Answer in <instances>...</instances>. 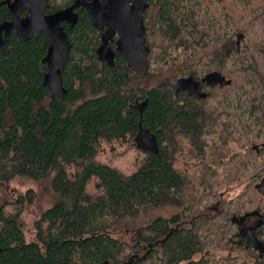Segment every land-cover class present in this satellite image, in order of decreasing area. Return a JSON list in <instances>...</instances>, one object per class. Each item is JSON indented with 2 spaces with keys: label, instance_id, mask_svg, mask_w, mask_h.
Listing matches in <instances>:
<instances>
[{
  "label": "trees",
  "instance_id": "16d2710c",
  "mask_svg": "<svg viewBox=\"0 0 264 264\" xmlns=\"http://www.w3.org/2000/svg\"><path fill=\"white\" fill-rule=\"evenodd\" d=\"M75 1L48 0L45 13ZM237 1H149L156 10L144 17L149 65L164 62L167 71L178 70L190 83L186 88L171 77L134 87L137 73L144 80L154 74L134 71L119 53L113 67L99 62L103 31L79 9L73 29L62 24L71 43L63 71L67 94L53 99L44 86L49 38L41 33L22 42L15 32L11 35L0 51V185L17 178L51 179L58 198L35 218L32 239L22 217L35 204V191L0 204V264H213L210 251L233 248L230 234L243 216L258 215V234L264 235V206L259 204L264 192L257 188L264 177L248 188L250 207L232 206L219 193L216 170L201 160L207 137L220 131L227 143L234 131L232 121H222L226 111L211 103L228 89L212 86L211 78H233V61L238 73H246L264 44L234 57V34L226 31L223 18L233 32L243 33L239 37L256 23L264 25V0H246L253 3L246 5L252 20L245 25ZM12 17L8 6H0V24ZM173 49L189 52L187 62L171 60ZM254 92L248 95L252 112L264 111V94ZM263 152L257 149L256 157ZM164 198L185 207L135 230L130 242L117 236L122 221L140 216L144 205L159 206ZM240 231L239 226L234 237L241 238ZM238 246L252 251L245 240ZM252 252L255 264H264V252Z\"/></svg>",
  "mask_w": 264,
  "mask_h": 264
},
{
  "label": "rangeland",
  "instance_id": "374dc122",
  "mask_svg": "<svg viewBox=\"0 0 264 264\" xmlns=\"http://www.w3.org/2000/svg\"><path fill=\"white\" fill-rule=\"evenodd\" d=\"M252 3L253 1L249 2V4L246 0L237 1V11L239 12L241 23L244 25L252 20V16L246 7V5L251 7ZM148 11L150 15L156 12L151 6ZM223 22L225 23L226 31L231 32V35L234 34V45L230 46V50L235 52V58L240 55L245 56L246 52H251L255 49V43L264 41V25L262 24L256 23L251 26L248 32L244 33L245 37L241 38L239 35L243 33L233 32L231 23H227L224 18ZM260 48L261 52L256 53L255 60L250 61L251 67L246 73H238V67L233 61L229 65V69L234 71L232 73L233 78L216 81L220 86H226L228 91L220 92L221 94L214 98L211 103L217 106L220 111H226L223 114L222 121H232L234 127L233 137L227 143L219 138L220 131L207 137L209 145L205 156L201 159L216 170L218 180L220 181L219 193L222 199L232 204V206L244 204L247 208L252 204V198L247 196L249 186L251 184L255 185L259 178L264 177V152L260 153L259 157H256L255 153L257 149L263 150L264 148V111L252 112V103L248 99V95L253 93L254 90L259 89L258 93L260 95L263 93L261 88L264 86V61H262L264 57V44ZM189 55V52L182 49H173L170 52L169 58L183 64L187 62ZM165 66L164 62L153 61L150 63V71L154 76L144 80L137 73L133 84L134 87L152 86L164 82L170 77L175 78V81L182 78L178 76V70L173 71L168 69L167 71V67L164 68ZM162 70L165 73L163 77L159 75ZM254 94L256 93L254 92ZM241 160H245L244 164L240 163ZM240 164L241 166L239 167ZM261 182L258 181L259 184ZM29 189L35 191L36 201L32 207L27 208L22 221L27 238L32 239L35 218L46 209L52 207L58 198L52 188L51 179L34 181L29 178H17L9 186L0 185V204L5 200L14 201L21 198ZM260 201L261 203L259 202V204L264 206V199ZM184 207V203L168 198H164L162 203L157 207L144 205L140 216L127 218L118 225L117 236L122 240L130 242L132 233L135 230L151 224L156 218H170L174 214L181 212ZM241 214L243 215L244 211ZM248 218L250 217L248 216L245 222L248 221ZM240 221L239 225H242ZM256 222V220L250 219L245 226L241 227L240 232H247L249 228H254ZM239 225L233 226L232 233L230 234L233 240V248L224 249L223 247H217L210 251V258L214 261L213 264H255L256 259L254 256L256 254L252 252L253 248L250 247L252 250L250 252L238 246V244L246 239V235H243L242 238H239V236L234 237ZM229 228L230 225H227L226 229Z\"/></svg>",
  "mask_w": 264,
  "mask_h": 264
},
{
  "label": "water",
  "instance_id": "95a60500",
  "mask_svg": "<svg viewBox=\"0 0 264 264\" xmlns=\"http://www.w3.org/2000/svg\"><path fill=\"white\" fill-rule=\"evenodd\" d=\"M149 1L76 0L71 7L47 15L45 10L48 9V0H6L0 6H8L13 19L0 24V51H5L14 32L22 42L45 33L50 40V47L43 60L48 68L44 77V86L49 89L53 99L58 96L63 97L67 94L63 84V71L70 55L71 43L62 24L67 23L69 29H73L79 21L77 10L83 9L91 17L94 28L104 32L101 38L102 44L97 51L99 62L113 67L116 54L119 53L128 60L129 68L147 74L150 70L151 49L146 43L144 16L150 7ZM24 9L28 10L26 17L20 15ZM116 38L114 49L111 44ZM221 80L225 78H221L220 75L211 78L212 86L218 84L216 81ZM189 84V81L180 79L177 85L186 88ZM257 188L264 192V179ZM247 217L241 218L240 222L244 223ZM253 242L252 236L248 249L250 247L257 249Z\"/></svg>",
  "mask_w": 264,
  "mask_h": 264
},
{
  "label": "flooded vegetation",
  "instance_id": "af4514ba",
  "mask_svg": "<svg viewBox=\"0 0 264 264\" xmlns=\"http://www.w3.org/2000/svg\"><path fill=\"white\" fill-rule=\"evenodd\" d=\"M27 11V14L25 15V16H22V12L23 11ZM147 12H149V11H147ZM147 14V13H146ZM145 14V15H146ZM20 15L22 16V17H26L27 15H28V10L27 9H24V10H22L21 12H20ZM145 17V16H144ZM12 19H13V17H12ZM12 21V20H11ZM63 27V26H62ZM64 28V27H63ZM65 29V28H64ZM103 34H104V32H103ZM242 37H245V36H242ZM241 37V38H242ZM116 41H117V38L115 39ZM116 41L114 42L115 43V45H116ZM116 47V46H115ZM256 220L257 222H256V225H254V228H249L248 230H247V232H243V233H241V238H242V236L243 235H246V239H244L245 241H247V246H249V240H250V238L253 236L254 237V242H253V244H254V246H256V250H257V252H263V248H264V235H259L258 234V231L261 229V226H262V222L260 221V217L258 216V215H253V216H251L250 218H248L247 220L249 221V220ZM241 220V219H240ZM247 221V222H248ZM247 222H244V223H242V225L240 224L239 226H240V228L241 227H243V226H245L246 224H247ZM242 230H244L243 228H242ZM251 230H253L254 232H252ZM260 232V231H259ZM261 233H263V231H261Z\"/></svg>",
  "mask_w": 264,
  "mask_h": 264
}]
</instances>
